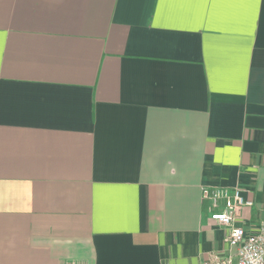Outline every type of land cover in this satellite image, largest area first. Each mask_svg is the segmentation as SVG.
<instances>
[{
    "label": "crops",
    "instance_id": "obj_1",
    "mask_svg": "<svg viewBox=\"0 0 264 264\" xmlns=\"http://www.w3.org/2000/svg\"><path fill=\"white\" fill-rule=\"evenodd\" d=\"M205 187L264 225V0H0V264H203Z\"/></svg>",
    "mask_w": 264,
    "mask_h": 264
},
{
    "label": "built area",
    "instance_id": "obj_2",
    "mask_svg": "<svg viewBox=\"0 0 264 264\" xmlns=\"http://www.w3.org/2000/svg\"><path fill=\"white\" fill-rule=\"evenodd\" d=\"M202 200L210 205L211 220L226 230L225 242L228 253L220 256L212 254L203 264H264V225L255 234H247L237 225L244 208L252 205L238 188L202 189Z\"/></svg>",
    "mask_w": 264,
    "mask_h": 264
}]
</instances>
